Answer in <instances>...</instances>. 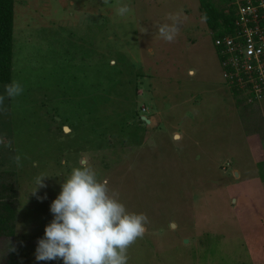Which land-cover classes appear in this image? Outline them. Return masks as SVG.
Here are the masks:
<instances>
[{
  "label": "rangeland",
  "instance_id": "1",
  "mask_svg": "<svg viewBox=\"0 0 264 264\" xmlns=\"http://www.w3.org/2000/svg\"><path fill=\"white\" fill-rule=\"evenodd\" d=\"M212 1L226 13L238 2ZM14 5L12 82L24 91L7 98L12 82L0 84V173H12L18 213L0 264H63L36 248L81 160L149 218L128 264H264V98L224 78L201 0ZM170 14L172 42L158 32Z\"/></svg>",
  "mask_w": 264,
  "mask_h": 264
},
{
  "label": "clouds",
  "instance_id": "2",
  "mask_svg": "<svg viewBox=\"0 0 264 264\" xmlns=\"http://www.w3.org/2000/svg\"><path fill=\"white\" fill-rule=\"evenodd\" d=\"M124 4L117 9L119 17L130 15ZM171 23L158 27L162 39L172 42L179 30V15L170 14ZM7 98H16L23 85L13 81L5 86ZM5 95H0V105ZM0 143H3L0 140ZM19 160V157H17ZM39 177L36 190L44 186ZM53 219L38 240L37 261L62 260L63 264H128V249L146 232L149 218L145 213L131 212L86 160L71 168L59 195L52 201Z\"/></svg>",
  "mask_w": 264,
  "mask_h": 264
},
{
  "label": "built area",
  "instance_id": "3",
  "mask_svg": "<svg viewBox=\"0 0 264 264\" xmlns=\"http://www.w3.org/2000/svg\"><path fill=\"white\" fill-rule=\"evenodd\" d=\"M214 44L223 76L250 101L264 98V0H238L234 28ZM244 96V95H243Z\"/></svg>",
  "mask_w": 264,
  "mask_h": 264
},
{
  "label": "trees",
  "instance_id": "4",
  "mask_svg": "<svg viewBox=\"0 0 264 264\" xmlns=\"http://www.w3.org/2000/svg\"><path fill=\"white\" fill-rule=\"evenodd\" d=\"M203 18L215 32V38L231 32L234 28L237 5L228 13L212 0H201ZM14 0H0V84H9L13 79L14 54ZM233 88L238 90L237 85ZM12 173H0V236H14L17 220V187L8 179Z\"/></svg>",
  "mask_w": 264,
  "mask_h": 264
},
{
  "label": "water",
  "instance_id": "5",
  "mask_svg": "<svg viewBox=\"0 0 264 264\" xmlns=\"http://www.w3.org/2000/svg\"><path fill=\"white\" fill-rule=\"evenodd\" d=\"M143 118L146 120V122L151 123V120L148 117L143 116Z\"/></svg>",
  "mask_w": 264,
  "mask_h": 264
}]
</instances>
